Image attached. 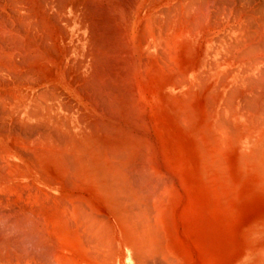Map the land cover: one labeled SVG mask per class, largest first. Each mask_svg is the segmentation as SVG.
<instances>
[{"label":"bare ground","instance_id":"obj_1","mask_svg":"<svg viewBox=\"0 0 264 264\" xmlns=\"http://www.w3.org/2000/svg\"><path fill=\"white\" fill-rule=\"evenodd\" d=\"M0 83V249L150 259L195 185L260 204L216 256L264 264V0H0Z\"/></svg>","mask_w":264,"mask_h":264},{"label":"rangeland","instance_id":"obj_2","mask_svg":"<svg viewBox=\"0 0 264 264\" xmlns=\"http://www.w3.org/2000/svg\"><path fill=\"white\" fill-rule=\"evenodd\" d=\"M1 87L2 84L0 83V88ZM215 189L217 188H208L206 186L203 188V190H200V188L196 187L195 185L187 186L185 189H183V191H181L180 198L176 203H173L169 206L165 215L166 217L164 216L162 218V226L158 234L159 240L157 239L158 244L156 243L158 246H155L154 244L156 252L152 256H148L153 258H150L153 262L150 261L149 258L144 259L143 257L137 256L138 254H134V251L126 250L127 252L125 251L119 255L121 256L120 260L122 264H142L146 261V259L153 264H163L164 260L165 262L167 261L166 264H170L169 262H171V264H213V262H215L216 264H222L223 262L227 261L233 255L232 253H220L217 256L216 253H219L220 247L226 246L228 244V241L229 243H232V250L240 248V244L242 241L241 238L243 236L242 233L250 220H252L258 214L260 210V204L252 202L250 194H235V196H233V194L227 193V197V195H224L223 191H220L219 189L218 190L220 191V193L214 194ZM183 207H185L184 210ZM12 234L10 236L11 238H13H10V240H13L14 243H11L12 241L9 242L11 243L9 244V246H12L6 249V251L0 249V255H5V257L0 256V261H2V258H6L5 263L9 262V264H20L21 262V264H28L29 262V264H46L47 262L48 264V262L50 261L51 264H56L57 261L53 260L54 258H57L54 257L56 254L57 256L60 255L63 259L62 260L60 256H58L57 259L60 258L61 260L59 259V263L57 262V264H109L110 261L108 260H111L109 254L106 259V257L100 255V251H98L97 249L95 250L94 247L91 246L94 249H92L91 247L89 249L86 243L85 245H87L88 252L80 255L76 254L74 251L69 252L67 251V249L63 250V248H61L62 246H60L58 242H56V254H52L51 258L46 253L43 258L44 252L42 251L38 252L39 255L42 256L41 257L38 255L40 258L38 256H35L37 255V253L29 252V254L28 252H25L26 254H23L24 252L21 253V247L19 246V244H17L18 241L15 244V234H13L14 236ZM17 245L19 247H17ZM28 254L30 256H28ZM160 254L162 256H160ZM12 255H15L14 257L16 258L14 259ZM214 255L215 261L211 262L213 258H210V256ZM95 256H99L100 258H96ZM159 256L160 258H164L163 261L159 258ZM168 257H170V260L168 259ZM140 258L141 260L143 258L145 261H139ZM22 259L23 261H21ZM98 259H100V261ZM52 260L54 263L52 262ZM148 261L145 262V264H151Z\"/></svg>","mask_w":264,"mask_h":264}]
</instances>
